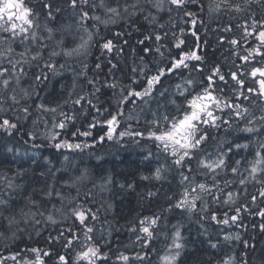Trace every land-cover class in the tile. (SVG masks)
Returning <instances> with one entry per match:
<instances>
[{"label": "trees", "instance_id": "16d2710c", "mask_svg": "<svg viewBox=\"0 0 264 264\" xmlns=\"http://www.w3.org/2000/svg\"><path fill=\"white\" fill-rule=\"evenodd\" d=\"M105 1L117 10L129 7L134 16L123 10L105 28L93 16L106 15L99 7ZM136 1L0 0L6 6L0 17L11 3H20L55 30L64 19L63 9L75 10L74 22L94 10L93 27L106 34L90 44L74 80L47 74L55 80L42 81L44 69L30 70L32 81L22 84L32 86L31 106L0 115V121L8 122L0 124V264H160L169 227L186 216L182 231L190 235L174 264H224L226 258L232 264H264V173L229 207L226 194L235 180L213 177L197 169L196 162L204 139H220L222 132L234 135V118L224 119L219 110L211 112L203 130L193 129L197 118H205V106L198 102L209 104L227 95L223 83L235 73L221 66L222 53L234 62L240 48L248 46H242L241 31L235 33L239 21H228L224 11L212 24L205 16L207 0H183L180 8L168 6L159 14L150 0H143L145 7ZM15 28L28 29L26 24ZM150 28L154 32L148 35ZM95 52L106 64L95 61ZM178 64L187 65L196 81L179 101V110L167 114L165 125L153 130L146 122L137 124L140 119L128 117L126 110L124 121L119 109H129L151 88L169 86L181 71ZM61 79L71 81H63L61 88ZM229 86L234 90L230 81ZM241 94L242 99L247 95ZM44 119L43 127L36 126ZM113 120L111 134L107 124ZM129 126L150 131L144 139L159 142V163L165 167L161 179H141L150 169L136 156L148 145L136 143V135L127 136ZM231 138L230 143L240 136ZM61 142L68 147L87 142L95 150L82 149L74 154L80 158L64 159ZM194 190L201 196L195 197ZM227 232L236 238L223 242L220 236Z\"/></svg>", "mask_w": 264, "mask_h": 264}, {"label": "rangeland", "instance_id": "374dc122", "mask_svg": "<svg viewBox=\"0 0 264 264\" xmlns=\"http://www.w3.org/2000/svg\"><path fill=\"white\" fill-rule=\"evenodd\" d=\"M150 1L154 14H159L162 9L168 6L171 7L173 4L179 5V7L183 6V0ZM259 2L260 0H207L205 16L209 22L214 24L218 14L224 13V11L225 13L227 12L228 21L232 20L233 22L234 19H237V22H240L241 34L244 35L242 39L251 40L256 32L253 26L257 27L259 22L257 18H253V16L255 17L254 8H257L260 4ZM137 3H140L143 7L146 6L143 0H137ZM15 5L16 3H11L8 11L2 15L3 17L0 20V115H4V112L8 111L17 113L20 110H24V105L31 106L30 97L33 96L32 86L22 84L23 81H32L28 79L30 70L35 67L37 69L40 67L44 69L42 81L55 80L49 79L47 74L68 76L74 80L75 76L82 69L81 64L90 50V44L104 39L106 35L104 34V29L93 27L90 16H92L94 10L89 9L92 13L87 10L84 16L81 15L80 19L74 22L71 20L74 18L72 14L75 10H71L70 8L63 9L62 15L64 19L58 22L57 26L59 27H56V29H61L63 34L57 35V30L53 31L52 27L46 25L48 23L41 21V16L36 18L32 9L26 10L20 3L19 5ZM99 7L101 8V12H105L106 15L99 12L93 14L94 21L96 23L100 21L101 25L105 28L111 26L116 14L119 13L120 15V12L124 10L122 8H118L117 10L115 7H109V1H105L104 5L100 4ZM0 8H6L5 3H0ZM135 10L137 12L139 8L134 7ZM120 16L122 17V15ZM88 19L90 20L89 23ZM25 24L28 29L16 31V25ZM261 25H264V23ZM262 32H264V29L259 32L260 34H256L255 39L263 36L264 33ZM258 44H256V47ZM55 67L59 71L54 72L53 69ZM176 67L181 71L176 78H172V82L169 81L171 83L169 86L151 88L148 91L147 97H137L129 109L122 106V109H119L120 116H124L123 112L126 110L128 117L140 119L137 121V124L146 122L147 126L153 130L161 129L165 125L167 114H173L179 110V101L190 92L194 87L195 82L193 81H196L192 77L193 74L188 71L187 65L178 64ZM182 72L188 73L182 74ZM231 72L235 74L231 76L230 73L227 76L229 80L227 79L223 83L226 85L225 91L227 92L226 96L225 94L223 95L224 98L221 95L218 100L214 98L209 104H206V101L204 102L203 100L198 102V104L200 103L202 106H205L203 114L205 118L202 121L200 118H197L199 120L198 126L193 129L194 133L198 129L203 130L209 122L208 119L211 117V112L214 110H219L223 113V117L226 120H229L230 116L234 118L235 127L232 128L234 129L232 131L234 135L240 136V138L230 143L231 137H234V135L226 136L225 132H222L220 135L219 132L220 139H204L205 142L196 161L198 163L197 169H202L213 177L224 175L230 178V180H235V182L229 185L233 190L226 194V205L229 207L237 202L241 194L247 192L249 188L247 189L246 185L251 183V189L264 173L263 70L253 71L252 73H256L253 79H250V69L245 68L240 70L241 73H238V70L234 67L231 69ZM229 81L233 85L234 90L230 89ZM78 82L80 83V81ZM209 88L210 85L207 86V89ZM240 92L247 94L245 98L242 99L243 94ZM231 94H235L236 97L230 99L229 96ZM53 117L54 114L48 117V120L50 118L53 119ZM123 119L126 121L125 116ZM44 121L46 120H42L36 126L43 127ZM115 122L113 120L112 123L107 124V130L111 134L116 130ZM7 123L6 119L0 121V124L7 125ZM44 125L47 127L48 121ZM126 132L127 136L129 134L131 136L136 135V143L148 145L147 148L140 147L139 156H136V160L144 168L150 169V172L143 174L141 179H161L164 176L165 167L159 163L160 155L156 150L158 149L156 144L158 145L159 142L153 139H144L147 135L149 136L150 131L141 132L140 129L134 126L127 127ZM4 133L7 135L9 131H4ZM137 136L142 138H137ZM184 138L185 140L187 139V137ZM193 141V138H191L190 143ZM94 147V144L90 145L87 142L69 145V147L62 142L59 144V149H65L66 151L63 155L64 159L71 158V156L82 149L93 148L92 150H95ZM74 156L81 157L80 154ZM181 177V182H183L185 177ZM262 180H264V176ZM229 187L224 185V188ZM201 193L200 190H194L193 195L198 198L201 196ZM184 220H187V216ZM184 220L182 219L169 227L167 241L164 244L166 247L164 250L165 254L160 264H174L173 262L177 255L183 250V240L187 239L190 235L188 233L183 234L182 230L184 227L182 223ZM187 223L189 224L188 221ZM189 225H192V222ZM217 232L220 234L221 230L217 229ZM220 237L223 242H228L236 238V234L227 232L221 234ZM223 261L224 264L233 263L232 258H226Z\"/></svg>", "mask_w": 264, "mask_h": 264}, {"label": "flooded vegetation", "instance_id": "af4514ba", "mask_svg": "<svg viewBox=\"0 0 264 264\" xmlns=\"http://www.w3.org/2000/svg\"><path fill=\"white\" fill-rule=\"evenodd\" d=\"M261 27L264 29V25H261ZM257 28L259 27H256L255 30ZM244 41L245 42H242V46H248L244 47L246 50L240 48L239 56L235 61L236 67L239 68V70L246 67L249 68L251 70L250 79L255 77L256 73L252 72L255 71L257 67H260V70H263L264 75V35L257 39H255L254 36L253 39ZM256 44H258L257 47Z\"/></svg>", "mask_w": 264, "mask_h": 264}, {"label": "bare ground", "instance_id": "6f19581e", "mask_svg": "<svg viewBox=\"0 0 264 264\" xmlns=\"http://www.w3.org/2000/svg\"><path fill=\"white\" fill-rule=\"evenodd\" d=\"M260 4L257 6V8L255 7L254 8V14H255V17L253 16V18H257L258 19V25H257V27H259V28H257L256 29V32H255V36H256V34L257 33H259L260 31H262L263 30V27H261V24H263L264 23V0H260V2H259ZM254 4H258V3H254ZM174 8H180L179 7V5H175V4H173L172 5ZM124 12L126 13V16H129V17H132V16H134V14H133V11L129 8V7H126L125 9H124ZM254 22V21H253ZM46 25H48V26H50V27H54V24H52L51 22L50 23H48V24H46ZM240 22H239V24L236 26L237 27V29H235L236 30V34H239V30L241 31V27H240ZM246 25V24H245ZM57 27H59V26H57ZM254 28H256L255 26H253ZM55 28V27H54ZM53 28V31L55 30ZM154 31H152V29L150 28V32L148 31V35L149 34H152ZM262 33H264V32H262ZM56 34L57 35H60V34H63V31L61 30V29H59V28H57V31H56ZM104 34H105V32H104ZM260 34V33H259ZM103 48H101L99 51L102 53L103 52ZM95 54V61L97 62V63H99V64H101V65H103V64H106V60L104 59V57L99 53V52H95L94 53ZM223 56V58H222V62H221V66L224 68V69H226L228 72L229 71H231V69L234 67V65H235V67H236V63H235V61H236V59H237V57L239 56V53L238 54H236V58H235V61L233 62V61H230V60H228L224 55H223V53H222V55H221V57ZM59 81H60V79H58ZM61 84H60V87L61 88H64L65 87V84H64V82L63 81H71V80H63V79H61ZM149 180V179H148ZM121 190H123V187H121ZM232 233H234V232H232ZM235 234V233H234Z\"/></svg>", "mask_w": 264, "mask_h": 264}]
</instances>
